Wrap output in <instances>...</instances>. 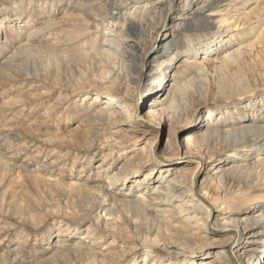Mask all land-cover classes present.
<instances>
[{"label":"rangeland","instance_id":"rangeland-1","mask_svg":"<svg viewBox=\"0 0 264 264\" xmlns=\"http://www.w3.org/2000/svg\"><path fill=\"white\" fill-rule=\"evenodd\" d=\"M87 1L95 5L80 10V13L73 11L74 7ZM125 1L32 0L29 4V1L22 0H0V70L1 67L8 68L4 62L8 56L14 55L21 47L27 48L18 56L19 62L14 63L17 66H13L8 74L0 75V154L6 161L5 164L0 159V194H6L3 205L0 198V264H85L87 253L105 258L107 264H117L120 254L128 252L127 249L133 250L128 259H135V264H143L142 257L146 252L158 250L166 253L162 245L156 247L141 238L146 236L148 222L153 229L157 227L160 231L163 224L178 225L182 216L178 214V202L169 207L172 212L164 213L159 207H153L156 204H149L152 191L147 192L143 200L148 203L144 210L149 217L141 219L122 208H118L119 213L115 217L105 216L110 203L126 199L135 202L140 197L138 189L130 185L154 168L156 157L166 160L164 167L168 165L171 169L170 173L163 175L165 178L184 167L188 184L195 170L194 157L203 158L207 161L204 162L206 167L199 176L195 175V186L203 176L214 175L220 166L207 167L211 164L210 154L187 145L186 139L197 134L196 124L204 112L212 108L224 111V104L219 100L220 78L213 68L212 58L222 57L227 46L219 51L213 47L210 60L204 58L203 52L195 57L203 70L200 75H191L196 76L194 78L188 75L187 79H192V82L187 88L188 108L182 116L171 118L170 123L150 132L128 129L124 126L125 119L119 114L120 104H131L138 98L140 89L146 93L152 85L145 79L138 87L137 83L145 71L141 64L155 66L152 58L158 57L155 52L162 48L164 34L177 22L179 10L163 22L159 17L160 3L166 0H149L147 5L127 0L131 3L129 6H125ZM253 4L254 0H251L247 7L251 8ZM97 6L101 10L95 16L92 8ZM16 14H19V19L13 18ZM216 15L218 13L211 14L210 19L214 20ZM8 17L12 19L8 21ZM112 17L114 19L110 20ZM51 21L54 22L51 27L36 32V28ZM115 21V24L111 23ZM121 27L132 31L131 38L123 46V51L126 48L128 51L109 60L97 57L104 45V32L113 35ZM242 37L249 39L251 36ZM150 47L152 49L145 52ZM175 63L172 61L170 68L166 69L165 81L169 80L164 84L166 90L171 84H182L187 80L180 69L174 68L177 66ZM173 72H176L174 76ZM13 96L16 103L8 104V99ZM108 99L114 110L101 116L99 110L108 104ZM146 100L141 101L139 113H143L145 105L149 104ZM233 109L228 107V110ZM263 112L264 107L260 112L249 113L245 120ZM254 121L262 119L257 117ZM231 123L227 119L218 127L227 129ZM44 138H53L64 147L55 149L44 143ZM5 139H10L8 145H5ZM140 149H144L148 165H137L124 186L117 184L107 188L109 176L120 167L125 172L132 171V166L128 167L124 161ZM259 156L264 157V154ZM253 158L254 154L250 155L242 165L253 164ZM156 177L151 178L148 187L154 184ZM94 187H106L109 194L108 201L96 211L108 222L119 226L118 229H109L117 230L116 233L103 232L96 238L86 236V228L93 226L92 219L82 220L85 215L79 208L93 206L92 197H95V202L102 201L100 194L92 190ZM245 191V186L227 196L215 191L209 206H226L225 216L242 218L245 210L234 197ZM201 223L199 228L203 226ZM212 223L213 218H210L208 226ZM117 232L124 236L120 238ZM247 244L238 252L242 258L244 252H249L251 244ZM194 245L197 254L187 264L211 261L218 250V246L201 241ZM261 245H257L258 250ZM71 247L79 249L82 255L76 254ZM226 252L232 264H236L230 246ZM217 257L226 260L222 255ZM182 259V256L177 259L166 256L162 261L175 263ZM94 264L101 263L97 261Z\"/></svg>","mask_w":264,"mask_h":264},{"label":"bare ground","instance_id":"bare-ground-1","mask_svg":"<svg viewBox=\"0 0 264 264\" xmlns=\"http://www.w3.org/2000/svg\"><path fill=\"white\" fill-rule=\"evenodd\" d=\"M25 1H29V4L32 2V0H22V2ZM178 1L180 2L178 3ZM249 1L251 0H166L167 4L166 2L160 3V20L165 22L175 10H179L176 16L177 22L172 29L164 34L161 52H159L160 50L155 52L158 57L152 58L151 61L155 63V66L141 64V68H145V71L142 72V79L137 83L138 87H141L140 84L145 79L150 80L152 85L148 90L146 89V93H144L145 91L141 92L139 88L138 98L133 99L131 104H120L119 114L125 119L124 126L145 133L153 129L156 130L167 122L170 123L171 118L182 116L188 108L187 88L192 82V79H187L188 75L197 76L203 70L202 65L197 63L195 57L199 52H203L204 58L208 60L212 56L210 54L213 47H215L214 50L218 49L219 51V49L227 46L222 57L212 58L213 68L220 78L218 79V90L221 96L219 100H222L224 104V111H221L220 108H212L204 112L196 124L197 134L186 139L187 145L197 149L201 148L202 151L210 154L211 164L207 167L214 164L220 165L216 168L214 175L203 176V180L198 186H195V175L199 176V173L206 167L204 162L207 163V161H203L201 157H194L196 158L194 160L195 170L191 175L189 184L187 179L185 180L184 167H181L178 173H173L169 178H165L163 175L170 173L171 169L168 168V165L164 167L163 164L166 163V160L156 157L153 161L154 168L144 174L142 179L134 180L130 185V187L134 185L133 188L138 189L140 197L135 202L127 199L126 201L113 200L109 208L105 210V216L108 217H115L119 213L118 208H122L134 217L147 218L149 215L144 210L147 201L143 199L146 198V193L150 191H152L150 193L152 197L148 201L149 204H156L153 207H159L158 209L163 210L164 213L172 212V208L169 207L178 202V214L182 215L178 225L163 224V230L160 231L157 227L153 229L152 224L148 222L149 231L147 232L146 228V236H141V238L153 246L162 245L166 253H160L158 250L146 252L142 257L143 264L150 262L187 264L197 254L194 244L200 241L206 244H214L218 246V250H216L213 260L201 261L199 264H232L233 261H230L226 255L228 246H230V252L234 256L236 264H264V157L259 156L264 154V112L251 120H245L249 113L260 112L264 107V55H262L264 54V0H254L255 5L253 4L254 6L251 8L247 7ZM127 2L126 0L125 6L131 4ZM135 2L136 4L147 5L149 0H136ZM180 4H182V8ZM90 5H95V3L82 2L74 7L73 11L77 10L80 13V10ZM100 10V7L97 6L92 8V13L96 16ZM206 13L210 15L218 13V15L214 20H211L210 15H205ZM18 15L16 14L13 18L19 19ZM10 19L12 17H8V21ZM113 19V17L110 18V20ZM111 23L115 24L116 21ZM53 24V21L46 22L35 30L36 32L46 30ZM150 24L152 27L154 26L153 22ZM163 25L165 26L166 23ZM131 36L132 31L130 29L124 30L123 27L116 29L113 35L105 31L104 45L98 51L97 57L109 60L114 59L115 55L125 54L128 50L126 48L123 51V46ZM242 36L251 37L246 39ZM4 45L8 46V44ZM150 49L152 48L146 49L145 52ZM26 50L27 48L21 47L14 52V55L8 56L4 60L8 68L1 67L0 75L1 73L8 74L13 66L16 67L17 65L14 63L19 62L18 56ZM172 61H176L177 66L174 68L180 69L183 76H186L184 79L187 80H184L185 82L183 81L182 84H171L170 88L166 90L164 84L169 81H165L166 69L170 68L169 65L172 64ZM175 73L173 72V76ZM158 95L160 96L158 97ZM14 99V96L10 97L8 104L16 103V99ZM110 100L113 101V99ZM145 100L149 104L145 105L143 113H139L138 110L142 106L140 103ZM107 103L99 110L100 115L114 110L113 106L109 104V99ZM229 106L234 109L228 110ZM217 111L218 113L215 114ZM257 117H260L262 121H254ZM90 119L89 117L88 121ZM227 119L232 122L227 129L218 127ZM52 139L44 138L43 142L55 149L64 147L63 144ZM13 140L15 141V139ZM9 141L10 139H5V145H8ZM153 144L152 146H154ZM143 150L140 149L131 158L124 161L128 167L132 166L131 172H125L123 167H120L109 176L110 183L106 186L107 188L117 184L124 186V183L130 179V173L135 172L138 168L137 165L145 166L147 164V156ZM252 154H254L253 164L242 165ZM0 159H3L1 154ZM3 161L6 164L4 159ZM226 161L229 162L224 164ZM101 162H105V158ZM155 176H157L156 181L151 187H148L147 183ZM241 186H245L247 191L241 195L236 194L234 198L236 199L235 202L245 210L242 218L225 216L226 206L224 208L219 207L218 204L209 206L212 204L213 192L219 191L221 195L227 196ZM106 187L92 188L93 191L100 194L102 201L95 202V197H92L93 206L87 209L79 206L81 213L85 215L82 220L92 219L93 226L89 225L86 228V236L88 237L96 238L101 233L109 231L116 233L117 230L109 229H118L119 227L108 222V219L100 216L96 211L109 199ZM0 198L2 199L1 205L6 203L4 202L6 199L4 192L0 194ZM219 205H224V203ZM93 213H95L94 217L91 216ZM210 218H213V223L209 227ZM200 221H202V228H199ZM117 233L120 238L124 236L121 232ZM247 243L251 244H249V252H244L242 258L238 252L241 249L244 250L243 248L248 245ZM258 244H262L260 250H258ZM71 248L76 254L82 255L79 249ZM127 251L120 254L117 264H135V259H128V254L133 250L127 249ZM62 255L63 253L59 254L60 257ZM86 255L85 264H94L97 261L101 264L108 263L105 258L96 254L87 253ZM218 255L226 257V260L218 258ZM166 256L175 259L182 256L183 259L175 263L163 262L162 259H165ZM107 258H113V256H107Z\"/></svg>","mask_w":264,"mask_h":264}]
</instances>
